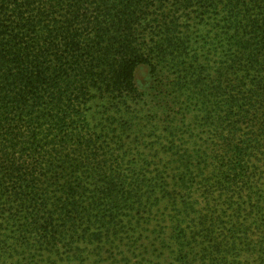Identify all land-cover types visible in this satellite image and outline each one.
Masks as SVG:
<instances>
[{
    "label": "trees",
    "instance_id": "1",
    "mask_svg": "<svg viewBox=\"0 0 264 264\" xmlns=\"http://www.w3.org/2000/svg\"><path fill=\"white\" fill-rule=\"evenodd\" d=\"M260 164L264 0H0V264H264Z\"/></svg>",
    "mask_w": 264,
    "mask_h": 264
},
{
    "label": "rangeland",
    "instance_id": "2",
    "mask_svg": "<svg viewBox=\"0 0 264 264\" xmlns=\"http://www.w3.org/2000/svg\"><path fill=\"white\" fill-rule=\"evenodd\" d=\"M141 72V75L144 74V69H141L140 70ZM140 75V74H139ZM260 169L263 170L264 166L262 164H260ZM200 206H197V207H201L204 206V199L203 198H200ZM220 201V199H218ZM254 203H255V196H254V199H253ZM221 205V201H220V204ZM243 212V211H242ZM229 213H231V210L229 211ZM255 222V223H252V226L250 227L251 228V231H250V238L252 240H255V241H262L264 240V234H261L259 231H256V225H257V221L256 219L254 220V217L250 220V222ZM255 253V251H254ZM245 256L246 258L245 259H249V261L247 262L248 264H258L257 263V260H258V255L256 254H250V253H245ZM245 262V261H243ZM246 263V262H245ZM236 264H239V263H236Z\"/></svg>",
    "mask_w": 264,
    "mask_h": 264
}]
</instances>
